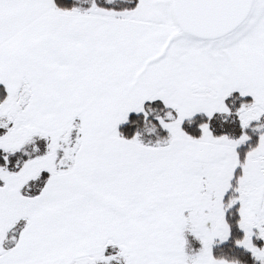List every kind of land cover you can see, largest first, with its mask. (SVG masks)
I'll list each match as a JSON object with an SVG mask.
<instances>
[{
    "label": "snow or ice",
    "instance_id": "6c2138e0",
    "mask_svg": "<svg viewBox=\"0 0 264 264\" xmlns=\"http://www.w3.org/2000/svg\"><path fill=\"white\" fill-rule=\"evenodd\" d=\"M0 264H264V0H0Z\"/></svg>",
    "mask_w": 264,
    "mask_h": 264
}]
</instances>
